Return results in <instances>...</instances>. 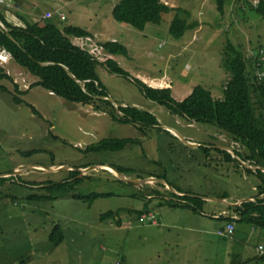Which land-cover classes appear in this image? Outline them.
Listing matches in <instances>:
<instances>
[{
  "label": "rangeland",
  "instance_id": "1",
  "mask_svg": "<svg viewBox=\"0 0 264 264\" xmlns=\"http://www.w3.org/2000/svg\"><path fill=\"white\" fill-rule=\"evenodd\" d=\"M119 1L0 0L6 20L16 26L24 25L14 9L29 22L40 24L50 14L60 29L90 25L85 28L94 33L93 39L71 41L102 63L113 60L128 75H113L99 66L97 74L108 94L104 97L108 100H103L115 109L147 110L158 121V126L143 132L111 121L93 105L66 102L33 86L37 79L0 50L6 57L0 67L11 78L0 79V86L9 91L0 90V179H4L0 264H185L178 263L182 257L188 259L186 264H264L257 255L258 245L264 247V231L253 232L243 223L238 226L248 230V239L235 231L224 237L221 231L227 223L222 218L233 215L230 206L254 200L258 180L244 166L252 172L254 167L241 163L235 154L237 145L224 133L172 115L145 99L132 83L138 79L152 88H169L176 101L185 99L197 85L222 98L229 78L222 67L227 43L252 62L255 51L264 47V18L255 10L261 0H225L222 13L217 0H165L173 11L164 14L160 24H146L143 30L113 20L111 9ZM175 14L190 25L179 39L169 32ZM107 41L122 44L127 56L105 53L100 45ZM247 66L255 74V64ZM12 96L22 103L15 105ZM251 103L264 125L262 98L252 93ZM105 138H132L136 143L115 152L85 153L87 146ZM217 149L230 154L240 167L226 162ZM111 167L128 173L120 178ZM71 171L84 178L78 186L81 194L108 195L90 205L68 197L30 198L44 194L48 182L73 181ZM123 179L135 185L128 186ZM172 188L180 196L205 201L203 212L164 204L175 194ZM119 209L115 220L100 219ZM176 224L198 230L170 226ZM57 225L64 241L53 246L48 236ZM187 236L193 237L186 243Z\"/></svg>",
  "mask_w": 264,
  "mask_h": 264
},
{
  "label": "trees",
  "instance_id": "2",
  "mask_svg": "<svg viewBox=\"0 0 264 264\" xmlns=\"http://www.w3.org/2000/svg\"><path fill=\"white\" fill-rule=\"evenodd\" d=\"M224 1L217 0L220 13L223 12ZM255 10L264 18V1L261 0ZM14 11L24 26L20 27L8 22L4 8H1L0 23L3 28L0 26V50L7 52L13 62L37 79L33 86L41 87L66 102L93 105L96 111L107 113L110 120L119 125H133L143 132L144 128L158 126L156 117L147 110L134 106H120L115 109L110 102L101 99L108 97V94L97 74L99 66H105L107 71L113 75L124 78L128 75L113 60L107 59L102 63L87 49L71 41L70 38H88L90 36L88 31L73 26L60 29L56 21L50 18L43 20L42 24L29 22L26 17L18 14L16 9ZM172 11L173 8L167 6L165 0H120L113 6L111 15L118 23L143 30L146 24H160L162 16ZM188 29L190 25L188 26L175 14L169 28L170 35L179 39ZM100 47L108 55L127 56V49L119 42H103ZM224 56L222 67L228 73L229 78L222 89V98L213 97L209 89L197 85L185 99L176 101L169 88H152L138 79H134L132 83L136 85L145 99L164 107L172 115L195 124L212 126L224 133L231 142L237 145L236 157L258 168L255 172L248 168L244 169L247 174L255 175L258 180L254 200H245L229 208L233 216L238 218L239 223L264 231V173L262 172L264 170V125L256 118L251 103L252 93L258 94L263 100L264 111V81H258L252 69L247 66V64L251 66L255 63L245 58L244 54L230 42L224 49ZM0 79L11 81L2 67H0ZM15 88L17 90L16 85ZM0 90L9 94V91L2 86ZM12 101L15 105L22 103L15 96H12ZM31 109L35 113V110ZM135 143L136 140L132 138H105L87 146L85 153L115 152ZM217 151L223 154L226 162H234L240 167L230 154L219 149ZM114 169L123 176L128 173L121 167ZM79 174V172H70V179L73 181L48 182L43 188L44 194L30 196V198L49 201L68 197L90 205L97 198L108 195L94 192L81 194L78 186L84 178H78ZM2 182L4 179H0V185ZM128 186L131 185L128 184ZM153 192L158 194L156 191ZM171 198L164 204L171 208L187 209L193 213L203 212L205 201L199 197L187 194L181 197L172 195ZM119 213L120 209L115 212L108 211L102 214L100 219L115 220ZM138 214L141 217L142 212ZM234 217L222 219L227 222L226 226L235 225L237 220ZM116 223L119 225L120 221ZM226 226L221 231L226 232ZM48 240L53 246H58L64 241L62 230L58 225L49 234ZM259 259L263 260L264 256Z\"/></svg>",
  "mask_w": 264,
  "mask_h": 264
},
{
  "label": "built area",
  "instance_id": "3",
  "mask_svg": "<svg viewBox=\"0 0 264 264\" xmlns=\"http://www.w3.org/2000/svg\"><path fill=\"white\" fill-rule=\"evenodd\" d=\"M3 1L4 0H2V2ZM46 17L49 18L50 14H47ZM59 18H60V20H63L64 16L60 15ZM0 62L2 64H6V57L3 54H0ZM254 63H255V76H256L257 80L258 81H264V47L262 49H260V51L255 53V55H254ZM241 163L245 164V162H241ZM244 167L249 168L247 166H244ZM254 169L256 170V168H254ZM146 218L147 219H151L152 217L151 216H147ZM222 232L225 233L224 234L225 236H231L234 233V224L227 225L226 226V232L225 231H222ZM219 234H221V231L219 232ZM258 252H259V254H258L259 256H264V247L263 246H258Z\"/></svg>",
  "mask_w": 264,
  "mask_h": 264
},
{
  "label": "crops",
  "instance_id": "4",
  "mask_svg": "<svg viewBox=\"0 0 264 264\" xmlns=\"http://www.w3.org/2000/svg\"><path fill=\"white\" fill-rule=\"evenodd\" d=\"M113 8V7H112ZM112 10V9H111ZM83 24V25H82ZM80 23V25L78 26V27H81V28H83L84 30H86V31H88L89 32V34H90V36L88 37V38H84V39H81V40H91V39H93L92 37H94L95 35H94V33L93 32H91V31H89L88 29H86L85 27H89L90 25H87V24H85V23ZM85 24V25H84ZM72 42L75 44V42L72 40ZM148 83V82H147ZM179 101H182V100H179ZM166 129H168L171 133H175V130L174 129H172V128H167L166 127ZM135 181H138V179L137 180H135ZM140 181H141V179H140ZM173 189V188H172ZM173 191H174V193L175 194H172V195H176L177 197H181L180 196V194H177V192L173 189ZM180 193V192H179ZM147 212H149L148 211V209H147ZM234 215V214H233ZM233 215H230L229 217L230 218H232V217H234ZM228 218V217H227ZM237 221L235 222V225H234V227H235V233H237V232H239L241 235H244L247 239H248V230H246L245 228H244V226L246 225V224H244V226L243 227H240L239 228V226H238V223H239V221H238V218L237 217H234ZM226 219V218H225ZM181 224V223H180ZM180 224H176V225H170V226H174V227H176V229H179V225ZM168 227H169V225H168ZM180 228H182V229H185V230H187V231H189V232H194V231H197L198 229H197V227L195 226V227H186V226H183V225H180ZM251 231H255V229H253L252 227H251ZM218 232V231H217ZM235 235V234H234ZM193 236H187L186 238H185V242L187 243L191 238H192ZM224 237H225V235H224ZM227 237H231V236H227ZM182 238V236L179 238V239H181ZM232 239V238H231ZM258 246H262V245H258ZM257 251H258V247H257ZM259 254V252L257 253V255ZM262 256H259L258 255V258H261ZM177 259H179V258H177ZM241 259V258H240ZM260 261H264V259L262 260V259H260ZM188 262V259L187 258H185V257H182V259L180 260H178V263H187Z\"/></svg>",
  "mask_w": 264,
  "mask_h": 264
},
{
  "label": "water",
  "instance_id": "5",
  "mask_svg": "<svg viewBox=\"0 0 264 264\" xmlns=\"http://www.w3.org/2000/svg\"><path fill=\"white\" fill-rule=\"evenodd\" d=\"M0 26H2V24L0 23ZM104 98V97H103ZM103 98H101V99H103ZM104 99H106V98H104ZM106 100H108V99H106ZM190 146H192V147H195L196 145H192V144H190ZM112 168V167H111ZM112 170L114 171V172H116V174L118 175V176H120V178H122V174L121 173H119L116 169H113L112 168ZM256 170H258V168H256ZM264 170H262V172H263ZM124 180V179H123ZM127 184H132V185H135V182L134 181H129V180H124Z\"/></svg>",
  "mask_w": 264,
  "mask_h": 264
},
{
  "label": "clouds",
  "instance_id": "6",
  "mask_svg": "<svg viewBox=\"0 0 264 264\" xmlns=\"http://www.w3.org/2000/svg\"><path fill=\"white\" fill-rule=\"evenodd\" d=\"M60 15H63V14H60ZM64 16V15H63Z\"/></svg>",
  "mask_w": 264,
  "mask_h": 264
},
{
  "label": "bare ground",
  "instance_id": "7",
  "mask_svg": "<svg viewBox=\"0 0 264 264\" xmlns=\"http://www.w3.org/2000/svg\"><path fill=\"white\" fill-rule=\"evenodd\" d=\"M112 170V169H111Z\"/></svg>",
  "mask_w": 264,
  "mask_h": 264
}]
</instances>
